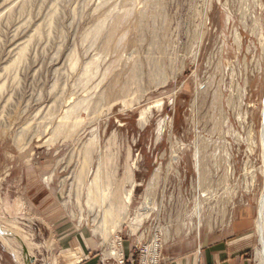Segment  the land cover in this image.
<instances>
[{"label": "rangeland", "instance_id": "rangeland-1", "mask_svg": "<svg viewBox=\"0 0 264 264\" xmlns=\"http://www.w3.org/2000/svg\"><path fill=\"white\" fill-rule=\"evenodd\" d=\"M101 20L110 26L93 39ZM263 34L264 0H1L0 228L12 237L0 236V264H75L83 234L114 263L161 264L166 243L215 233L248 207L257 218ZM23 46L22 64L7 73ZM81 100L70 121L77 118L76 128L51 140ZM105 156L116 182L127 168L132 175L122 186L130 192L126 217L112 237L121 244L118 258L103 254L107 245L86 206ZM253 232L258 264L256 220Z\"/></svg>", "mask_w": 264, "mask_h": 264}, {"label": "bare ground", "instance_id": "bare-ground-1", "mask_svg": "<svg viewBox=\"0 0 264 264\" xmlns=\"http://www.w3.org/2000/svg\"><path fill=\"white\" fill-rule=\"evenodd\" d=\"M1 1V0H0ZM29 1V0H28ZM245 1V0H244ZM256 1V0H255ZM153 3V2H152ZM258 4V3H257ZM21 5V4H20ZM2 6V5H1ZM102 6V5H101ZM134 6V5H133ZM144 7V6H143ZM207 7V6H206ZM101 8V7H100ZM133 8V7H132ZM156 8V7H155ZM114 10H117V9H114ZM131 11H132V9H131ZM131 11H129L130 12V15H131V13H133V12H131ZM142 11V10H141ZM208 11V10H207ZM111 12V11H110ZM119 12V11H118ZM128 12V11H127ZM127 12H125V14H127ZM109 14V13H108ZM111 14V13H110ZM109 14V15H110ZM129 14V13H128ZM134 14V13H133ZM123 15H124V13H123ZM116 16V15H115ZM126 16V15H125ZM132 16V15H131ZM145 16V15H144ZM206 16V15H205ZM114 17V16H113ZM155 18V17H154ZM97 19V18H96ZM110 20V22H109V24L112 22V20H114V19H110V18H107V20ZM205 19V18H204ZM206 19H208V18H206ZM107 20H101V24L97 27V29H95L94 31V36H93V39L95 38V39H97L100 35H101V32H102V30H103V28L105 27V25L107 24L106 23V21ZM108 20V21H109ZM119 20V19H118ZM117 20V21H118ZM103 21V22H102ZM141 21V20H140ZM201 22V21H200ZM199 22V23H200ZM207 22H208V20H207ZM106 23V24H105ZM117 23H119V22H117ZM114 23H112V25H113ZM108 25V24H107ZM115 25H117L116 23H115ZM126 25H127V23H126ZM108 26H110V25H108ZM107 26V27H108ZM119 26V25H118ZM203 26V25H202ZM111 27H113V26H111ZM120 27V26H119ZM196 26H194V28H195ZM205 27V26H204ZM109 28V27H108ZM107 29V28H106ZM109 30V29H108ZM202 30V29H201ZM110 31V30H109ZM105 32V31H104ZM111 33H112V30L110 31ZM109 32V33H110ZM108 33V34H109ZM195 33V32H194ZM37 34V36H38V33H36ZM107 34V33H106ZM114 34V33H113ZM93 35V34H92ZM199 35V34H198ZM85 36V35H84ZM45 37V36H44ZM89 37V35L87 36V37H85V39L86 38H88ZM101 37V36H100ZM106 37H107V35H106ZM108 37H109V35H108ZM32 38V37H31ZM35 38V37H34ZM118 38V37H117ZM197 38V37H196ZM199 38V37H198ZM101 39V38H100ZM106 39V38H105ZM126 39V38H125ZM90 40H91V38H90ZM89 40V41H90ZM121 40V39H120ZM95 41V40H94ZM112 41V40H111ZM192 41V40H191ZM201 41V40H200ZM200 41H198V42H200ZM31 42V41H30ZM107 41L105 40V43H106ZM28 43V42H27ZM93 43V42H92ZM97 43V42H96ZM104 43V44H105ZM193 43H195V41L193 42ZM119 44V43H118ZM26 45V44H25ZM108 45H110V44H108ZM105 46V45H104ZM189 46V45H188ZM92 47V46H91ZM110 47V46H109ZM191 47H192V45H191ZM27 48L28 47H26V46H23L22 48H20L19 50H18V53H17V55L15 56V59H13V61H12V63L10 64V65H8L5 69L6 70H8L7 71V73L8 72H10V71H12V70H14V66H15V68H16V65H17V63H19V62H21L22 60H23V58L25 57V54L27 53V51L29 50H27ZM93 48H94V46H93ZM105 48V47H104ZM119 48V47H118ZM100 49V48H99ZM120 49V48H119ZM190 50H192V49H190ZM109 51H110V49H109ZM187 51V50H186ZM2 52V51H1ZM76 52V51H75ZM262 52H263V61H264V34L262 35ZM102 54V53H101ZM111 54V53H110ZM55 55V54H54ZM73 55H75V54H73ZM97 55V54H96ZM112 55V54H111ZM3 56V55H2ZM10 56V55H9ZM108 56H109V54H108ZM197 56V55H196ZM12 57H14V56H12ZM79 57V56H78ZM106 57V56H105ZM71 58H73L72 56H71ZM93 58H95V57H93ZM104 58V57H103ZM121 58V57H120ZM75 59H77V61L75 60ZM75 59L72 61V63H71V67H70V69L71 70H73V69H75L74 67L75 66H77L78 65V60H79V58H77V55H75ZM101 59V58H100ZM9 60H11L10 58H9ZM72 60V59H71ZM70 60V61H71ZM91 60V59H90ZM10 62V61H9ZM92 62H94V61H90V63H88L87 62V64L88 65H92ZM70 63V62H69ZM76 63H77V65H76ZM96 62H94L93 63V65L95 64ZM103 63V62H102ZM21 64H22V62H21ZM86 64V65H87ZM97 64V63H96ZM95 64V65H96ZM98 64H99V62H98ZM155 64V63H154ZM5 65V64H4ZM19 66H20V63L18 64ZM86 65H85V67L82 69L83 71H84V73L86 74L87 72L88 73H90L88 70H89V66L88 67H86ZM91 65H90V70H91V68H93V67H91ZM103 65V64H102ZM137 65V64H136ZM18 66V68H20ZM69 66H70V64H69ZM36 67V66H35ZM79 67V66H78ZM95 67V66H94ZM100 67V66H99ZM138 67V66H137ZM12 69V70H10L9 71V69ZM80 68V67H79ZM69 69V70H70ZM94 69V68H93ZM96 69H97V67H96ZM102 69V68H101ZM5 70V71H6ZM37 70V69H36ZM76 70V69H75ZM74 70V71H75ZM95 70V69H94ZM94 70H93V72H94ZM99 70V69H98ZM155 70V69H154ZM80 71V70H79ZM106 71H107V69H106ZM137 71V70H136ZM92 72V73H93ZM111 72V71H110ZM141 72V71H140ZM162 72V71H161ZM97 73V72H96ZM136 73V72H135ZM10 74V73H9ZM81 74V73H80ZM83 74V73H82ZM85 74H83V75H85ZM150 74V73H149ZM161 74V73H160ZM87 75H89V74H87ZM102 75V74H101ZM156 74H154L153 76H155ZM8 76V75H7ZM78 76H80V75H78ZM88 77V76H87ZM87 77H85V78H87ZM91 77H93L92 75H91ZM96 77V76H95ZM101 77V76H100ZM103 77H106V74H104V76ZM85 78H83V79H85ZM89 78V77H88ZM154 78V77H153ZM158 78V77H157ZM18 79H19V77H18ZM57 79V78H56ZM103 79V78H102ZM138 79V78H137ZM159 79V78H158ZM8 80V79H7ZM80 80V79H79ZM142 80V79H141ZM155 79H153V81H154ZM4 81V80H3ZM64 81H65V79H64ZM81 81V80H80ZM94 81V80H93ZM101 81V80H100ZM139 81V80H138ZM157 81V80H156ZM0 82H2V81H0ZM17 82V81H16ZM19 82V81H18ZM78 82V81H77ZM86 82H88V81H86ZM90 82H91V80H90ZM102 82V81H101ZM57 83V82H56ZM140 83V82H139ZM5 84V83H4ZM53 84V83H52ZM98 84V83H97ZM162 84V83H161ZM17 85V84H16ZM86 85V84H85ZM101 85V84H100ZM152 85V84H151ZM3 86H5V85H3L2 83H0V94L2 93V89L3 90H6V89H4V87ZM9 86V85H8ZM15 87V86H14ZM13 87V88H14ZM64 87V86H63ZM134 89V88H133ZM53 90H55V89H53ZM147 90V89H146ZM91 91V90H90ZM11 92V91H10ZM75 92V91H74ZM73 92V93H74ZM92 92V91H91ZM84 93V92H83ZM104 93V91L102 92V94ZM144 93V92H143ZM146 93V92H145ZM102 94L100 95V96H102ZM76 95V94H75ZM96 95V94H95ZM94 95V96H95ZM104 96H105V94H103ZM138 95V94H137ZM141 95H143V94H141ZM71 96V95H70ZM103 96V97H104ZM9 97V96H8ZM10 97H11V95H10ZM62 97H64V96H62ZM91 97H93V96H91ZM139 97H141V96H139ZM102 98V97H101ZM100 98V99H101ZM123 98V97H122ZM71 99H73V98H71ZM96 99V98H95ZM124 99V98H123ZM132 99V98H131ZM136 99V98H135ZM10 100V99H9ZM93 100V99H92ZM129 100V99H128ZM133 100V99H132ZM58 101V100H57ZM70 101V100H69ZM82 102H80L79 101V103L77 102V104H73L67 111H65L64 112V114H63V116L61 117V119H60V121H58V123L54 126V128H53V132H52V139L51 140H53V139H56L59 135H61V134H63V133H66L65 131V129L67 128V127H74L75 126V128H76V125L78 124L77 123V118L75 117V119L72 121V122H70L71 120H72V118H73V116H74V114L77 112V110L80 108V107H82L83 106V102H85V101H83V100H81ZM123 101H125V100H123ZM6 102H7V100H6ZM62 102V101H61ZM63 102H64V100H63ZM62 102V103H63ZM72 103V102H71ZM86 103V102H85ZM125 103H127L126 101H125ZM18 104V103H17ZM52 104V103H51ZM50 104V105H51ZM55 104H56V101H55ZM88 104H89V102H88ZM28 105V104H27ZM54 105V104H53ZM85 105V107H86V104H84ZM89 106V105H88ZM101 106V105H100ZM17 107V106H16ZM84 107V106H83ZM108 107V106H107ZM44 108V107H43ZM48 108V107H47ZM88 107H86V109H87ZM19 109V108H18ZM24 109V108H23ZM22 109V110H23ZM41 110V109H40ZM56 110V109H55ZM80 110V109H79ZM52 111V110H51ZM1 112V111H0ZM48 112V111H47ZM84 112H86V111H84ZM46 113V112H45ZM103 113V112H102ZM77 114V113H76ZM76 114H75V116H76ZM51 115V114H50ZM53 115V114H52ZM80 115V114H79ZM101 115V114H100ZM48 117H50V116H48ZM78 117V116H77ZM43 118V117H42ZM45 118V117H44ZM50 118H52V116L50 117ZM49 118V119H50ZM54 118H55V116H54ZM146 118V117H145ZM49 119H47V120H49ZM261 120H262V126H261V150H262V158H263V167H264V99H263V107H262V110H261ZM39 122V121H38ZM37 122V123H38ZM52 122V121H51ZM30 123V122H29ZM42 123V122H41ZM49 123H50V121H49ZM146 123V122H145ZM28 124V123H27ZM38 124H40V123H38ZM24 125V124H23ZM26 125V124H25ZM29 126H30V124H29ZM32 126V125H31ZM33 128V127H32ZM74 128V129H75ZM26 129H27V127H26ZM73 129V130H74ZM36 130V129H35ZM69 130V129H68ZM71 130V129H70ZM28 131V130H27ZM72 131V130H71ZM74 132V131H73ZM68 133V132H67ZM19 138H20V136H19ZM96 141V140H95ZM97 143V142H96ZM86 147V146H85ZM20 148V147H19ZM94 148H95V145H94V143L93 142H91V143H89L88 145H87V147H86V149H85V160H84V164H83V166H82V168H81V170H80V172L78 173V175H77V177H76V182H77V186H78V188H80L81 189V186H82V184H83V180H84V173L83 172H85L84 170L89 166V164H90V158H91V154H92V152H93V150H94ZM95 151V150H94ZM92 160V159H91ZM108 163H109V161H108V159H107V157L105 156V157H103V158H99V161H98V165L96 166V169H95V172H94V175H93V177H92V180H91V182H90V184H89V186H88V188H87V195H86V206H87V208L89 209V212H92L93 214H94V220H96L97 222H98V225H96V227L94 228V233L95 234H98V235H100L101 236V238H102V244L103 245H107L106 246V250H105V252L103 253V254H105V256H110V257H116V258H118V257H121V251L122 250H120L119 249V245H121V244H115V242H114V240H113V242H112V237L114 236V235H116V233H118L120 230H121V226H122V223H123V221H124V219H125V217H126V209H127V205L129 204V202H130V192H125V191H122V186L124 185V183H126V182H129V181H131V177H132V175L129 173L130 171H131V169L129 170L128 168L126 169L127 170V176L124 178V180L123 181H121V182H116L117 180H115V171H112V172H110L109 170H108ZM89 173V172H88ZM263 175H264V172H263ZM117 177V176H116ZM133 180V179H132ZM125 189V188H124ZM78 201V200H77ZM79 204V203H78ZM83 217V216H82ZM145 217V216H144ZM144 219V218H143ZM138 221V220H137ZM256 224H257V235H258V243H259V246H260V249L256 252V258H257V261H258V264H264V188H263V192H262V194H261V196H260V199H259V207H258V212H257V219H256ZM14 223V222H13ZM134 223H136L135 221H134ZM134 223H133V226H134ZM138 223V222H137ZM140 223V222H139ZM135 225H137V224H135ZM137 226H140V225H137ZM131 228H132V226H131ZM132 229H134V228H132ZM133 231V230H132ZM135 232H136V228H135ZM12 235V233H10V232H8L7 230H2V228H0V236H1V238L5 241V242H7V243H9V237ZM13 235H15V234H13ZM12 237V236H11ZM114 238V237H113ZM25 239V238H24ZM5 244V243H4ZM12 244V243H11ZM10 246V245H9ZM8 247V246H7ZM121 247V246H120ZM105 248V247H104ZM18 256V255H17ZM17 258V257H16ZM28 260H29V258H28Z\"/></svg>", "mask_w": 264, "mask_h": 264}, {"label": "crops", "instance_id": "crops-1", "mask_svg": "<svg viewBox=\"0 0 264 264\" xmlns=\"http://www.w3.org/2000/svg\"><path fill=\"white\" fill-rule=\"evenodd\" d=\"M256 219L253 208L248 207L234 212L230 224L215 233H201L195 239L166 243L161 251V264H253L251 252ZM76 240L80 260L75 264H120L100 254L84 234ZM131 253L132 246L125 247L124 260H130Z\"/></svg>", "mask_w": 264, "mask_h": 264}]
</instances>
